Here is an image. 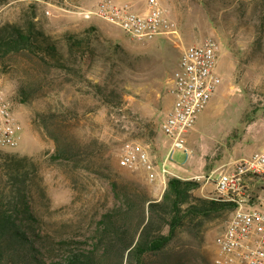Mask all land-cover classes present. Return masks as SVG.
<instances>
[{
	"label": "rangeland",
	"instance_id": "obj_1",
	"mask_svg": "<svg viewBox=\"0 0 264 264\" xmlns=\"http://www.w3.org/2000/svg\"><path fill=\"white\" fill-rule=\"evenodd\" d=\"M99 1L0 0V26L36 25L57 47L60 60L54 56V62L62 65L48 68L33 55L0 63V89L22 125L19 146L0 148V192L14 200L20 185L50 240H69L71 249L81 244L113 264L117 258L105 249L108 241L96 250L103 215L116 208L129 211L132 203L133 233L142 204L160 200L172 177L166 184L162 175L152 181L144 167H124L119 159L128 143H142L158 164L169 153V138L161 131L171 102L166 81L185 47L214 39L223 84L187 137L189 155L175 150L176 165L168 162L167 168L198 181L194 195L213 198L219 169L264 148V0H159L176 32L145 42L80 15ZM117 1L136 10L147 3ZM91 27L96 29L92 49L72 52L67 36ZM24 89L31 95L28 102H21ZM65 146L73 149L71 158L56 159ZM13 157L20 179L3 167ZM230 215L195 233L180 232L161 263L213 264L216 240ZM55 247L53 255L61 257L63 249Z\"/></svg>",
	"mask_w": 264,
	"mask_h": 264
},
{
	"label": "built area",
	"instance_id": "obj_2",
	"mask_svg": "<svg viewBox=\"0 0 264 264\" xmlns=\"http://www.w3.org/2000/svg\"><path fill=\"white\" fill-rule=\"evenodd\" d=\"M80 15L86 20L98 18L112 24L140 42L176 32L175 22L159 0H147L146 7L138 10L129 2L100 0ZM218 62L219 46L214 39L184 48L166 81L171 102L161 131L169 138V153L158 164L142 143H128L119 159L122 166H142L150 180L162 175L164 184L167 176L181 178L166 164L174 162L175 150L189 155L187 137L223 84ZM21 135L22 125L13 103L0 89V148L16 149ZM215 183L213 199L232 203L234 210L216 240L213 264H264V148L219 169Z\"/></svg>",
	"mask_w": 264,
	"mask_h": 264
},
{
	"label": "trees",
	"instance_id": "obj_3",
	"mask_svg": "<svg viewBox=\"0 0 264 264\" xmlns=\"http://www.w3.org/2000/svg\"><path fill=\"white\" fill-rule=\"evenodd\" d=\"M95 30L91 27L83 35L69 34L66 41L70 50H91L92 41L96 39L93 37ZM15 55L36 56L48 68L62 66L56 65L59 61L54 62V56L59 59L57 47L34 24L29 27L12 23L0 26V63ZM23 92L21 102H28L31 95L26 89ZM54 138L57 146L60 145ZM69 147H61L56 159H70L74 151ZM16 160L15 157L7 160L3 167L13 169L11 175L20 179ZM199 186L195 180L170 177L160 200L148 199L142 204V217L133 233L130 224L132 203L129 211L116 208L107 212L99 221L102 234L96 250L108 241L105 249L117 258L113 264H124L126 254L125 264H164L161 257L180 232L195 233L234 210L230 202L194 195L193 190ZM16 191L14 200L0 192V264H105L94 249H84L81 244L71 249L73 243L69 240H50L38 225L39 217L28 202L26 191L20 185ZM55 246L63 249L58 253L61 257L53 255L57 250Z\"/></svg>",
	"mask_w": 264,
	"mask_h": 264
},
{
	"label": "crops",
	"instance_id": "obj_4",
	"mask_svg": "<svg viewBox=\"0 0 264 264\" xmlns=\"http://www.w3.org/2000/svg\"><path fill=\"white\" fill-rule=\"evenodd\" d=\"M174 165H176L175 162H174ZM180 177H181V176H180ZM165 188H166V186H165ZM165 188H164V189H165ZM198 196H204V197H205V195H203V194H202V195L198 194ZM206 197H207V196H206Z\"/></svg>",
	"mask_w": 264,
	"mask_h": 264
}]
</instances>
